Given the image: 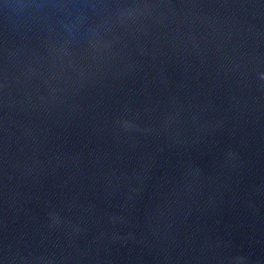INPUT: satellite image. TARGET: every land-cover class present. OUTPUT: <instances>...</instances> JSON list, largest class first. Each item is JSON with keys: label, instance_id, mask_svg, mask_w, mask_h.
Wrapping results in <instances>:
<instances>
[{"label": "water", "instance_id": "obj_1", "mask_svg": "<svg viewBox=\"0 0 264 264\" xmlns=\"http://www.w3.org/2000/svg\"><path fill=\"white\" fill-rule=\"evenodd\" d=\"M0 264H264V0H0Z\"/></svg>", "mask_w": 264, "mask_h": 264}]
</instances>
